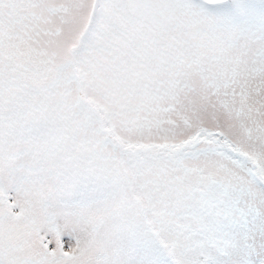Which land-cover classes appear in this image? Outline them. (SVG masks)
I'll return each mask as SVG.
<instances>
[{"label": "snow or ice", "instance_id": "6c2138e0", "mask_svg": "<svg viewBox=\"0 0 264 264\" xmlns=\"http://www.w3.org/2000/svg\"><path fill=\"white\" fill-rule=\"evenodd\" d=\"M0 264H264V0H0Z\"/></svg>", "mask_w": 264, "mask_h": 264}]
</instances>
